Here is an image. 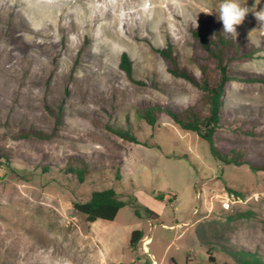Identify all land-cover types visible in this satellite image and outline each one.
Masks as SVG:
<instances>
[{
  "label": "rangeland",
  "instance_id": "obj_1",
  "mask_svg": "<svg viewBox=\"0 0 264 264\" xmlns=\"http://www.w3.org/2000/svg\"><path fill=\"white\" fill-rule=\"evenodd\" d=\"M220 3L0 0V264H235L238 250L264 259V170L217 160L206 140L166 113L153 125L134 116L138 107L205 105L206 94L173 76L159 51L171 46L196 82L211 76L195 57L192 32L203 20L222 25ZM256 4L264 8V0ZM237 32L254 52L232 67L240 76L226 84L214 140L257 150L264 148V27L249 13ZM123 53L133 80L120 68ZM108 124L130 125L139 143ZM70 162L87 164L83 181L66 170ZM107 188L126 206L114 221L89 223L75 203ZM137 229L144 236L132 250Z\"/></svg>",
  "mask_w": 264,
  "mask_h": 264
},
{
  "label": "trees",
  "instance_id": "obj_2",
  "mask_svg": "<svg viewBox=\"0 0 264 264\" xmlns=\"http://www.w3.org/2000/svg\"><path fill=\"white\" fill-rule=\"evenodd\" d=\"M195 48V57L204 61L212 72L211 76L202 78L200 82H196L195 78L184 68H180L177 58L173 53L171 46L160 50V54L167 60L169 64L168 71L175 77L183 78L195 84L197 88L202 90L205 96L203 106H194L188 110L180 112H171L165 106L153 107L145 106L136 108L134 116L138 119L145 118L146 121L153 125L161 113L168 114L172 120L180 126V128L192 131L198 134L202 139L206 140L210 146V152L213 157L225 164H248L253 170H264V148L250 150L249 148H235L232 146L221 148L215 144L214 135L219 127L221 119L224 116L223 103L225 99L226 84L236 80L240 75L232 70L234 63L241 60H249L252 57L254 48L246 44L240 39H232L226 37L223 32V25L214 24L210 21H201L200 25L192 32ZM120 68L125 72L130 80H133L132 61L123 53L120 60ZM206 75V74H204ZM261 80V79H260ZM236 116L235 121L250 122L253 125L259 122L257 117H241ZM60 118V113L57 114ZM255 123H252L254 122ZM245 125V124H244ZM107 129L120 138L138 144L137 137L130 130L131 126L125 129L121 125H106ZM253 134L252 130L248 132ZM25 136L46 137L41 131H29ZM44 168H46L44 166ZM87 169V164L82 163L75 166L70 162L66 170L79 176V180L83 181V175ZM155 199L163 200L162 195H156ZM127 202L120 199L118 193L113 188L93 191L89 200L83 203H75V208L85 215L89 223L97 220L114 221L119 211L126 206ZM146 215L151 218L158 216L157 213L144 207ZM137 216L140 215L138 209H135ZM249 214L240 213L238 217H246ZM142 230H134L131 234L129 247L136 250L139 241L143 238ZM233 254L236 257L235 264H264V259L256 252L238 250ZM214 261V258H210ZM121 264V263H119Z\"/></svg>",
  "mask_w": 264,
  "mask_h": 264
},
{
  "label": "clouds",
  "instance_id": "obj_3",
  "mask_svg": "<svg viewBox=\"0 0 264 264\" xmlns=\"http://www.w3.org/2000/svg\"><path fill=\"white\" fill-rule=\"evenodd\" d=\"M249 13H252L255 19L259 22L260 26L264 27V8L257 10L256 0L251 7L246 5L242 6L239 3V0H221L218 8L217 19L222 23L223 32L226 37H231L236 40L238 36L237 26L242 25Z\"/></svg>",
  "mask_w": 264,
  "mask_h": 264
},
{
  "label": "built area",
  "instance_id": "obj_4",
  "mask_svg": "<svg viewBox=\"0 0 264 264\" xmlns=\"http://www.w3.org/2000/svg\"><path fill=\"white\" fill-rule=\"evenodd\" d=\"M231 203H233L231 197L227 196L226 201L224 202V207L229 208Z\"/></svg>",
  "mask_w": 264,
  "mask_h": 264
},
{
  "label": "bare ground",
  "instance_id": "obj_5",
  "mask_svg": "<svg viewBox=\"0 0 264 264\" xmlns=\"http://www.w3.org/2000/svg\"><path fill=\"white\" fill-rule=\"evenodd\" d=\"M148 241H150V239H149ZM147 244H149V242H147ZM145 250H146V251L148 250L147 247H145Z\"/></svg>",
  "mask_w": 264,
  "mask_h": 264
}]
</instances>
